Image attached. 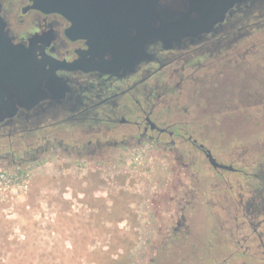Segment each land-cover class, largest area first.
<instances>
[{
  "label": "rangeland",
  "instance_id": "1",
  "mask_svg": "<svg viewBox=\"0 0 264 264\" xmlns=\"http://www.w3.org/2000/svg\"><path fill=\"white\" fill-rule=\"evenodd\" d=\"M209 65L185 67L181 84L163 77L159 120L186 130L248 178L216 175L181 138L167 153L132 154L128 127L56 129L69 151L42 156L30 166L25 192L0 197V264H146L152 257V264H261L259 249L243 240H264V213L244 208L250 190L264 183L251 175L264 170V49ZM89 140L126 146L90 156L83 149ZM75 144L81 154L71 150ZM176 212L183 231L168 230Z\"/></svg>",
  "mask_w": 264,
  "mask_h": 264
},
{
  "label": "flooded vegetation",
  "instance_id": "2",
  "mask_svg": "<svg viewBox=\"0 0 264 264\" xmlns=\"http://www.w3.org/2000/svg\"><path fill=\"white\" fill-rule=\"evenodd\" d=\"M0 21L8 41L0 43L3 46L0 53L6 51L5 55L0 54V170L31 171L30 166L42 156H51L60 147L69 151L67 145L56 140V129L75 126L94 133L103 127L106 130L128 127L133 131L130 135L133 143L128 146L132 154L159 147L167 153L172 151L175 140L181 138L205 157L216 175L226 178L225 172L227 175L242 172L241 178H248L245 169L218 160L210 148L186 130L174 129L159 120V108L165 104L163 96L167 91L163 77L175 75L181 84L186 79L182 73L185 67L210 66L232 53L247 56L264 49V0H246L235 5L212 31L183 38L170 49H164L160 42L152 44L147 50L149 59L132 70L122 68L112 74L68 69L75 60H84L86 39L69 31L73 23L70 18L43 11L33 0H0ZM80 65L86 66L83 61ZM177 87L178 83L174 89ZM125 144L106 140L94 145L89 140L83 149L95 156L100 149ZM198 145L210 151L216 167ZM71 150L81 154L77 144ZM251 175L263 178L264 170ZM166 187L165 191L170 190L171 183ZM250 192L253 194L244 206L247 214L264 213V183ZM183 220L177 212L172 213L166 221L170 222L168 230L183 231L180 229ZM258 237L243 242L255 244L264 264V240L260 234ZM246 244L242 246L248 248ZM155 247L158 251L159 246ZM155 259L150 258L146 264Z\"/></svg>",
  "mask_w": 264,
  "mask_h": 264
},
{
  "label": "water",
  "instance_id": "3",
  "mask_svg": "<svg viewBox=\"0 0 264 264\" xmlns=\"http://www.w3.org/2000/svg\"><path fill=\"white\" fill-rule=\"evenodd\" d=\"M244 1L33 0L43 11L58 12L70 18L73 23L69 31L86 39L88 49L84 60L79 58L67 68L99 70L104 74L122 68L132 70L142 60L150 58L147 50L152 44L160 42L164 49H170L183 38L212 31L231 8ZM6 39L0 27V43L8 42ZM4 52L6 54V51L0 54ZM82 61L85 67L80 65ZM198 148L216 167L210 151L202 145Z\"/></svg>",
  "mask_w": 264,
  "mask_h": 264
},
{
  "label": "built area",
  "instance_id": "4",
  "mask_svg": "<svg viewBox=\"0 0 264 264\" xmlns=\"http://www.w3.org/2000/svg\"><path fill=\"white\" fill-rule=\"evenodd\" d=\"M31 174L28 169L0 170V197L15 196L25 192L29 187Z\"/></svg>",
  "mask_w": 264,
  "mask_h": 264
}]
</instances>
